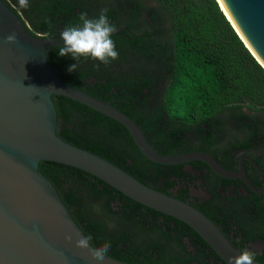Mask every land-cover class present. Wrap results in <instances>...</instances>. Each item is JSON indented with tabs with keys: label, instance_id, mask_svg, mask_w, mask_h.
<instances>
[{
	"label": "trees",
	"instance_id": "1",
	"mask_svg": "<svg viewBox=\"0 0 264 264\" xmlns=\"http://www.w3.org/2000/svg\"><path fill=\"white\" fill-rule=\"evenodd\" d=\"M4 1L31 34L54 40L66 26L79 23L81 12L94 18L107 10L119 30L111 36L118 59L97 68L98 61L81 58L77 71L68 72L76 61L59 56L55 47L48 49L49 64L63 83L111 103L133 119L159 154H213L217 146L225 149V157L215 154V160L229 168L232 150L248 148L254 136L264 132V68L217 0H29L22 12L13 7L16 0ZM151 1L157 6L147 4ZM52 99L62 140L192 205L232 243L217 224V214L232 215L229 180L214 176L224 186L205 181L196 171L206 175L207 168L213 173L202 162L152 163L121 124L77 102ZM228 131L231 137L226 140ZM239 133L250 134V139L239 140ZM187 166H193L195 174ZM39 170L84 234L92 237L91 245L110 242L107 257L127 264H226L187 225L134 202L99 179L55 163L42 162ZM192 186L203 188L212 199L192 202ZM255 261L264 264V255Z\"/></svg>",
	"mask_w": 264,
	"mask_h": 264
},
{
	"label": "water",
	"instance_id": "2",
	"mask_svg": "<svg viewBox=\"0 0 264 264\" xmlns=\"http://www.w3.org/2000/svg\"><path fill=\"white\" fill-rule=\"evenodd\" d=\"M221 1L217 0L224 15L264 68V0ZM12 32L17 34L18 43L6 42ZM62 44L61 40L31 34L6 1L0 0V264H127L110 257L97 261L90 248L76 247V241L86 235L53 183L40 172L42 162L81 170L134 202L184 223L228 264L241 249L234 247L206 215L62 140L57 135L58 114L52 98L77 102L121 124L152 163L178 166L202 162L225 180H241L259 194L264 189L253 186L242 164L239 171H231L208 153L159 154L133 119L111 103L58 78L49 64L48 49Z\"/></svg>",
	"mask_w": 264,
	"mask_h": 264
},
{
	"label": "flooded vegetation",
	"instance_id": "3",
	"mask_svg": "<svg viewBox=\"0 0 264 264\" xmlns=\"http://www.w3.org/2000/svg\"><path fill=\"white\" fill-rule=\"evenodd\" d=\"M249 114L248 111H245ZM250 134L239 133L235 136L239 137V140H249ZM226 140L231 137V133L226 132ZM234 138V137H232ZM225 144V143H224ZM226 145V144H225ZM234 148V147H233ZM213 157L215 154L221 155V159L225 157L224 150H217L218 147H214ZM215 159V158H214ZM250 159L252 162L248 161ZM241 164L243 165L247 177L257 190L264 189V132H259L257 136H254L252 143L248 148H234L232 150V163L229 168H225L231 171H239ZM222 166V165H221ZM208 167V166H207ZM223 167V166H222ZM209 168V167H208ZM210 169V168H209ZM186 170L194 173L193 166H187ZM211 170V169H210ZM206 175L198 170L197 174L205 177V181L212 180L213 184L220 183L224 186L223 181H217L214 177L216 174H209L208 169L204 168ZM212 171V170H211ZM209 174V175H208ZM217 176V175H216ZM219 177V176H218ZM221 178V177H220ZM223 179V178H222ZM225 180V179H224ZM200 186V183H197ZM210 186V184H209ZM218 186V184H217ZM199 191L201 195H195L193 189ZM227 196L231 199L232 215H224L223 213L217 214V224L226 233L228 232L234 244L237 248L244 250L247 249L255 253L256 256L264 255V192L259 194L253 192L248 188L241 180H229L227 187ZM191 201L194 199L199 200V203H207L212 199L206 190L203 188L192 186L190 188ZM255 261V260H254Z\"/></svg>",
	"mask_w": 264,
	"mask_h": 264
},
{
	"label": "clouds",
	"instance_id": "4",
	"mask_svg": "<svg viewBox=\"0 0 264 264\" xmlns=\"http://www.w3.org/2000/svg\"><path fill=\"white\" fill-rule=\"evenodd\" d=\"M29 6V0H16L13 7L22 12ZM107 10H101L98 17L89 18L87 12L79 14V23L66 26L59 33V40L63 41L62 46L58 48L57 54L62 57H72L76 63L71 64L67 71H77L81 58L98 61L95 66L99 68L100 64L108 65L119 57L115 42L111 36L116 31V26L112 24L106 15ZM47 22V19L46 21ZM9 44L18 43L17 34L12 32L5 38ZM71 242L72 236H66ZM91 236H84L76 241V247L80 249H91V255L97 261H103L111 248L110 242H104L98 247L91 245ZM255 253L247 249L241 250L239 255L230 257L228 264H254Z\"/></svg>",
	"mask_w": 264,
	"mask_h": 264
},
{
	"label": "rangeland",
	"instance_id": "5",
	"mask_svg": "<svg viewBox=\"0 0 264 264\" xmlns=\"http://www.w3.org/2000/svg\"><path fill=\"white\" fill-rule=\"evenodd\" d=\"M147 4L148 5H151V6H154V7L157 6V4L155 3V1L148 2ZM192 189H193V193H195V195H198V196L201 195V193L199 191H195L194 188H192Z\"/></svg>",
	"mask_w": 264,
	"mask_h": 264
},
{
	"label": "bare ground",
	"instance_id": "6",
	"mask_svg": "<svg viewBox=\"0 0 264 264\" xmlns=\"http://www.w3.org/2000/svg\"><path fill=\"white\" fill-rule=\"evenodd\" d=\"M220 2L222 3V1L220 0ZM223 5V4H222ZM223 10L226 12L227 10L225 9L224 5L222 6ZM228 13V12H227Z\"/></svg>",
	"mask_w": 264,
	"mask_h": 264
}]
</instances>
